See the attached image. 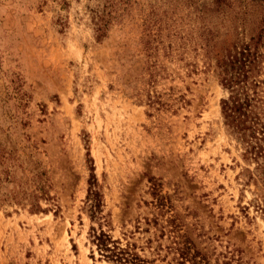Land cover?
Segmentation results:
<instances>
[{"label": "rangeland", "instance_id": "374dc122", "mask_svg": "<svg viewBox=\"0 0 264 264\" xmlns=\"http://www.w3.org/2000/svg\"><path fill=\"white\" fill-rule=\"evenodd\" d=\"M112 3L96 41L104 0H0V264H112L90 243V174L138 264H176L170 216L209 264H264V33L255 119L220 110V59L264 0Z\"/></svg>", "mask_w": 264, "mask_h": 264}, {"label": "trees", "instance_id": "16d2710c", "mask_svg": "<svg viewBox=\"0 0 264 264\" xmlns=\"http://www.w3.org/2000/svg\"><path fill=\"white\" fill-rule=\"evenodd\" d=\"M113 0H104L105 4L100 12L94 14V26H95V40L99 41L103 37L105 26L107 24V12L105 9L112 8ZM227 0H213L214 7H220L225 4ZM262 3L257 6L262 7ZM209 9V8H208ZM206 9H204L205 11ZM203 11V12H204ZM202 12V13H203ZM264 33V26L258 28L255 36H251L249 41L245 44H241L239 47L232 45L226 55L220 59L222 67V77L220 84L224 89L229 91L227 99L222 100L220 103L221 115L224 120L231 125L235 130H242L245 123L248 121L253 122L255 119L253 109L256 108V101L254 97L256 92L253 91L258 86V81L251 80L253 78L252 72L256 71L258 66V51L257 48L261 44V40ZM211 37L212 33H207ZM206 44L204 47H208V40L205 39ZM212 49V45L210 47ZM208 51V50H207ZM226 56V57H225ZM148 104H152L149 101ZM88 156V154H87ZM91 171V169H90ZM87 191L85 196V211L87 212L90 221H97L99 223V229L95 231L90 228L91 238L90 243L93 244L96 250L101 253L100 255L108 262L112 264H138L140 258L128 249H122L118 246L117 240H112L111 237L102 231V223H106L105 218L102 215V199L98 191L96 180L93 175L90 174ZM151 195L154 199L153 206L158 208L165 206L162 202V197L158 194V183L152 181L151 183ZM38 211V208H34ZM163 228L167 229V232L171 234L173 240V246L170 248L173 254L177 255L176 264H209L206 258L199 254L197 251L192 250L191 243L188 241L185 234H182L181 226L178 222H175L174 217H169L165 221ZM192 250V251H191ZM233 262V263H232ZM221 264H240L239 258H228L227 261Z\"/></svg>", "mask_w": 264, "mask_h": 264}]
</instances>
